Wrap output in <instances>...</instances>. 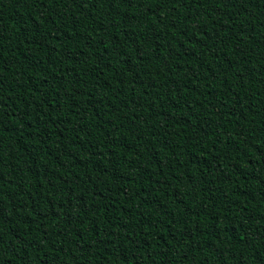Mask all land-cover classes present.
I'll list each match as a JSON object with an SVG mask.
<instances>
[{
  "label": "trees",
  "instance_id": "trees-1",
  "mask_svg": "<svg viewBox=\"0 0 264 264\" xmlns=\"http://www.w3.org/2000/svg\"><path fill=\"white\" fill-rule=\"evenodd\" d=\"M0 264H264V0H0Z\"/></svg>",
  "mask_w": 264,
  "mask_h": 264
}]
</instances>
